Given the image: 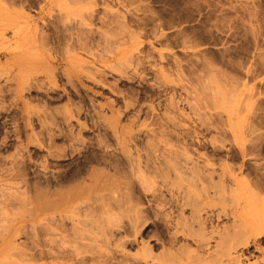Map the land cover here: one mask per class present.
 Here are the masks:
<instances>
[{
	"label": "rangeland",
	"instance_id": "1",
	"mask_svg": "<svg viewBox=\"0 0 264 264\" xmlns=\"http://www.w3.org/2000/svg\"><path fill=\"white\" fill-rule=\"evenodd\" d=\"M210 177L244 187L182 205ZM40 251L264 264V0H0V264Z\"/></svg>",
	"mask_w": 264,
	"mask_h": 264
},
{
	"label": "bare ground",
	"instance_id": "2",
	"mask_svg": "<svg viewBox=\"0 0 264 264\" xmlns=\"http://www.w3.org/2000/svg\"><path fill=\"white\" fill-rule=\"evenodd\" d=\"M131 166H132V171L131 172H135V171H138V172H142V165H141V161L140 162H137V160L136 159H134V160H132L131 161ZM135 167L137 168V170H135ZM160 170L162 169V168H159ZM177 179V178H176ZM182 179V178H181ZM178 180H179V178H178ZM177 180V182H179V181H183V180H179L178 181ZM185 180V179H184ZM161 181V180H160ZM167 181H169V180H167ZM186 181V180H185ZM184 182V181H183ZM187 182H188V185H193V182H191L190 180H187ZM162 183H164V182H162ZM169 183V184H168ZM170 183L171 182H167V184H166V181H165V183L164 184H166V185H170ZM180 183V182H179ZM173 185H174V183H172ZM183 184V183H182ZM159 185V184H158ZM165 185V186H166ZM172 185V186H173ZM178 184H176V186H177ZM219 185H221V186H224L225 188L222 190V192H224V193H226L227 191L229 192V193H231V194H234V193H237L239 190L241 191V189L244 187V184L238 179V178H228V179H221V182H216L212 177H210V178H208V179H204V180H201L200 181V183H198V184H196L195 185V188L194 189H192V188H187L185 185L182 187V190H180L181 191V193H182V195H181V197L183 198V199H181L182 201H183V203H182V205L185 203V200H186V202H189V199H187V198H189L191 195H193V194H196L197 196H198V198H199V203H201L202 205H200L199 207H202V206H204L207 210H209L208 209V207H211V204L210 203H207V202H204L203 203V201H202V199H208L209 201H211V199H213V197L218 193V194H220V193H222V192H219L218 191V186ZM161 186V185H160ZM175 186V187H176ZM178 186H180V185H178ZM247 186H249L248 184H247ZM168 187V186H167ZM173 189L174 190H176V188H174L173 187ZM172 189V190H173ZM178 189H181V186L179 187V188H177V190ZM173 190V191H174ZM179 191V190H178ZM40 195L38 196V202L41 200V199H43L41 202H39V205H40V207H39V209L37 210V213H33L34 214V216L31 218L32 219V222H34V223H37V222H39V220L41 221V219H43L44 218V215H47L49 212H52V210H53V207L55 206V205H57L58 204V202L57 201H49V200H47V197H49V194L51 193V191L48 189V190H44V191H41L40 190ZM171 192V191H170ZM44 193V194H43ZM153 193L155 194V192H154V190H153ZM177 193V192H176ZM251 193H253V195L252 196H255V193L254 192H251ZM153 194V195H154ZM179 194H180V192H179ZM178 194V195H179ZM48 195V196H47ZM251 195H249V196H247L246 197V199L244 200V204L241 206L242 208H241V210L242 211H246L247 209V207H248V204H249V201H250V199H251V197H252ZM256 196H257V198H258V194H256ZM175 198V197H174ZM68 199V198H67ZM179 199H180V197H179ZM66 200V199H65ZM257 200V199H256ZM255 200V201H256ZM262 200V199H261ZM63 201H64V198H63ZM253 202V201H252ZM241 203V202H240ZM37 207V206H36ZM193 208L194 209H196L197 208V204H193ZM239 208V207H238ZM237 208V209H238ZM37 209V208H36ZM210 210H213L214 211V209L212 208V209H210ZM240 210V211H241ZM238 211V210H237ZM206 212V211H205ZM210 214H211V212H209ZM32 214V215H33ZM213 214H214V212H213ZM226 214L227 215H231V218L230 219H233L232 221H237V220H239V221H243V218H244V215L243 216H241V215H238L237 214V212L235 213V212H232L231 211V213H227V211H226ZM206 215H207V213H206ZM205 215V216H206ZM199 216V215H198ZM204 216V215H203ZM209 216V215H208ZM199 219H200V216L198 217ZM211 218H213V217H211ZM199 219H198V222H199ZM204 219V218H203ZM207 219H208V217H207ZM201 220V219H200ZM205 220L206 219H204V222H205ZM201 221H203V220H201ZM207 221H209V220H207ZM206 221V222H207ZM211 221H213V219L211 220ZM204 222H202V223H204ZM178 223V222H177ZM201 223V222H200ZM201 223V224H202ZM206 224V223H205ZM204 225V224H203ZM205 228V227H204ZM20 233V232H19ZM18 233V234H19ZM206 234V233H205ZM257 235H258V233H256ZM18 236V235H17ZM14 237L15 236H13L12 238H10V240L13 242V240H15L14 239ZM204 237V236H203ZM202 238V237H201ZM212 238V237H211ZM201 240V243H202V240H204V239H200ZM208 240V238H206V236H205V240L204 241H207ZM203 241V242H204ZM210 242V241H209ZM9 243H10V241H9ZM206 243V242H205ZM207 244V243H206ZM245 244H247V243H245ZM207 246H209V244L208 245H206V247ZM206 247H204V248H206ZM210 247V246H209ZM208 247V248H209ZM207 248V249H208ZM206 251V250H205ZM209 251H211V250H209ZM231 251V250H230ZM236 251V250H235ZM48 252H50V251H48ZM201 252H203V251H201ZM232 252V251H231ZM207 253V252H206ZM210 253V252H209ZM35 254H37L36 252H35ZM190 254V253H189ZM212 254V253H211ZM229 254H230V252H229ZM201 255H205L204 254V252H203V254H199V257H203V256H201ZM210 255V254H209ZM228 255V254H227ZM232 255H235L234 253H232ZM240 255L241 254H238L237 253V256H233V258H235L238 262H236L237 264H246V260L244 261V259H242L241 257H240ZM43 256H44V253H43V251H40L35 257V259H36V261L37 262H41L42 260H43ZM195 257L194 258H198V257H196V255H194ZM82 257V256H81ZM230 257V256H229ZM232 257V256H231ZM231 257H230V259H231ZM79 258V257H78ZM77 258V259H78ZM207 258V257H206ZM205 258V259H206ZM62 259H64V257H62ZM81 259V258H80ZM200 260V259H199ZM204 261V260H203ZM234 261V260H233ZM229 262V261H228ZM69 263V262H68ZM79 263H81V264H85L86 263V261L84 260V258H82L81 260H80V262ZM41 264H44L43 262H41ZM70 264V263H69ZM231 264V263H230ZM235 264V263H234Z\"/></svg>",
	"mask_w": 264,
	"mask_h": 264
}]
</instances>
